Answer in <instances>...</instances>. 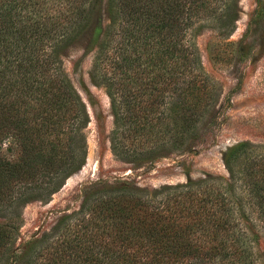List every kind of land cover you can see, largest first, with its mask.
<instances>
[{"label": "trees", "instance_id": "obj_1", "mask_svg": "<svg viewBox=\"0 0 264 264\" xmlns=\"http://www.w3.org/2000/svg\"><path fill=\"white\" fill-rule=\"evenodd\" d=\"M97 1L0 0V264H264L245 223L251 211L264 228V148L249 142L228 151L227 177L95 188L16 250L23 208L48 204L85 165L90 116L61 55ZM234 1L108 0L90 76L111 100L115 157L146 162L196 138L216 87L195 36H230Z\"/></svg>", "mask_w": 264, "mask_h": 264}, {"label": "rangeland", "instance_id": "obj_2", "mask_svg": "<svg viewBox=\"0 0 264 264\" xmlns=\"http://www.w3.org/2000/svg\"><path fill=\"white\" fill-rule=\"evenodd\" d=\"M234 10L237 21L230 36L220 35L213 26L197 29L195 43L200 61L215 84L216 97L203 116L196 138H190L182 148L163 149L152 160L132 163L112 153L110 136L115 118L111 100L90 76L97 46L110 24L108 0L97 1L89 26L61 55L64 71L90 116L85 130V165L67 179L48 204L33 202L23 208L18 252L62 217L78 211L95 188L127 183L151 190L227 177L225 159L230 148L241 142L264 148V0H235ZM245 223L257 236L264 261V228L251 211Z\"/></svg>", "mask_w": 264, "mask_h": 264}]
</instances>
